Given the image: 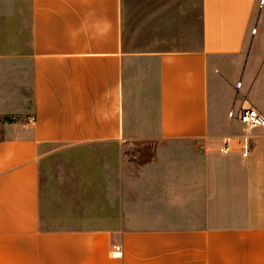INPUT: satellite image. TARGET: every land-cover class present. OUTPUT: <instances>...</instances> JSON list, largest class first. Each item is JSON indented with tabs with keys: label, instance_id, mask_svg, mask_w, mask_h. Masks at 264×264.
I'll return each instance as SVG.
<instances>
[{
	"label": "crops",
	"instance_id": "crops-1",
	"mask_svg": "<svg viewBox=\"0 0 264 264\" xmlns=\"http://www.w3.org/2000/svg\"><path fill=\"white\" fill-rule=\"evenodd\" d=\"M145 1L169 52L133 51L127 0H29L28 44H0V264H264V129L227 117L264 116V0ZM51 147L67 230L40 229Z\"/></svg>",
	"mask_w": 264,
	"mask_h": 264
},
{
	"label": "rangeland",
	"instance_id": "rangeland-1",
	"mask_svg": "<svg viewBox=\"0 0 264 264\" xmlns=\"http://www.w3.org/2000/svg\"><path fill=\"white\" fill-rule=\"evenodd\" d=\"M133 22L130 26L128 44L134 52H169L168 50H158L152 48L157 45L152 42L149 34V26H144L142 21L143 7L145 0H127ZM148 4V3H147ZM29 0H0V44L2 52L8 53L14 47L9 45L10 37H17V47L28 44L29 40ZM132 21V20H131ZM13 44V41L10 43ZM149 47V48H143ZM156 117L141 122L144 127L143 132H147V127L156 125ZM139 123L132 122L131 131ZM139 133V131H137ZM50 153L40 163V229L43 231L67 230L69 224L70 198L68 194L70 170L68 154L66 150L58 147H51ZM152 151V147L147 144H136L128 147L127 154L146 155Z\"/></svg>",
	"mask_w": 264,
	"mask_h": 264
},
{
	"label": "built area",
	"instance_id": "built-area-1",
	"mask_svg": "<svg viewBox=\"0 0 264 264\" xmlns=\"http://www.w3.org/2000/svg\"><path fill=\"white\" fill-rule=\"evenodd\" d=\"M227 117L231 120L237 121L248 130L264 129V116L251 107H240L236 110H230L227 113ZM232 145L233 143L230 140H224L221 152L224 154L228 153ZM239 148L242 151V156L245 157L248 151L247 142L243 141L240 143ZM110 255L113 259L120 258L122 255L121 246H113Z\"/></svg>",
	"mask_w": 264,
	"mask_h": 264
}]
</instances>
